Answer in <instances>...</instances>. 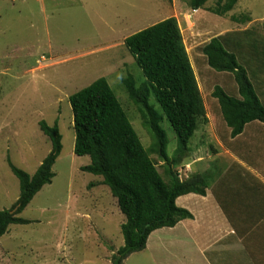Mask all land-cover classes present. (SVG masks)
<instances>
[{
  "label": "rangeland",
  "instance_id": "rangeland-1",
  "mask_svg": "<svg viewBox=\"0 0 264 264\" xmlns=\"http://www.w3.org/2000/svg\"><path fill=\"white\" fill-rule=\"evenodd\" d=\"M218 2L208 0L195 10L190 0H0V210H10L19 197L8 160L33 175L51 151L39 122L57 123L62 136L51 184L18 214L30 223L13 224L0 238V264H112L123 245L125 217L116 199L101 177L81 170L90 164L89 157L73 152L68 98L101 77L168 183L165 162L122 81L128 75L137 84L143 80L124 39L170 17L181 29L206 110L173 171L180 181L210 176L211 185L205 197H181L196 220L152 232L146 248L123 264H204L199 250L208 235L230 229L238 235H264V124L251 122L241 135L230 136L211 94L220 86L239 98L237 85L233 75L212 70L201 52L219 37L247 70L264 105V0H239L223 16L213 13ZM247 17L245 23L234 21ZM162 127L171 158L176 136L166 119ZM207 255L214 264L241 261L234 251Z\"/></svg>",
  "mask_w": 264,
  "mask_h": 264
},
{
  "label": "trees",
  "instance_id": "trees-1",
  "mask_svg": "<svg viewBox=\"0 0 264 264\" xmlns=\"http://www.w3.org/2000/svg\"><path fill=\"white\" fill-rule=\"evenodd\" d=\"M207 1L190 0V7L200 9ZM238 1L225 0L221 4L219 0L213 13L223 16ZM234 21L245 23L250 21V17ZM124 46L143 80L137 84L128 75L122 85L165 162L168 183L158 173L105 77L68 98L75 132L73 152L76 156H88L90 159V164L81 170L102 178V183L109 188L125 217L121 225L123 245L113 256L112 264H123L133 253L143 251L152 232L173 228L183 220L193 219L187 209L177 206L176 200L189 194L205 197L211 185L210 176L195 174L180 181L173 171L186 156L199 121L205 120L206 115L177 20L170 17L128 36L124 39ZM201 52L212 70L233 75L237 85L239 98L229 96L220 86H215L211 94L219 104L230 136L241 135L251 122L264 124V105L247 70L238 63L236 56L224 47L219 37L211 38ZM164 119L176 136V148L171 158L167 155L168 140L162 127ZM39 129L50 140L51 151L35 173L29 175L8 160V166L19 182V197L10 210H0V238L7 233L9 226L30 223L18 214L45 185L51 184L54 177L52 167L62 150V136L57 123L50 126L42 120Z\"/></svg>",
  "mask_w": 264,
  "mask_h": 264
},
{
  "label": "crops",
  "instance_id": "crops-1",
  "mask_svg": "<svg viewBox=\"0 0 264 264\" xmlns=\"http://www.w3.org/2000/svg\"><path fill=\"white\" fill-rule=\"evenodd\" d=\"M180 200L181 197L176 200L177 206L185 208L186 205L180 203ZM193 217L191 220H196L194 215ZM228 251H234L241 257L239 264H264V235H238L231 229L221 235H208L206 242L199 250V255L204 264H214L216 260H213V263L207 255L208 253L219 255ZM217 264L219 263L217 262Z\"/></svg>",
  "mask_w": 264,
  "mask_h": 264
}]
</instances>
